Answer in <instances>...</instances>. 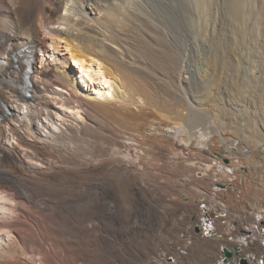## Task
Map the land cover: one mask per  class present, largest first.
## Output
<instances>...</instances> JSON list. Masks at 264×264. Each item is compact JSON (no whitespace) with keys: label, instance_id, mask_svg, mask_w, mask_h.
<instances>
[{"label":"bare ground","instance_id":"1","mask_svg":"<svg viewBox=\"0 0 264 264\" xmlns=\"http://www.w3.org/2000/svg\"><path fill=\"white\" fill-rule=\"evenodd\" d=\"M259 21L264 0H0V264H143L128 259V237L141 234L131 209L156 195L162 175L199 169L181 188L208 190L210 167L197 169L193 156L209 155L213 141L230 153L234 142L264 144ZM61 42L64 56L49 51ZM23 47L34 57L26 98L14 62ZM43 116L58 130L45 131ZM232 159L228 179L241 168ZM255 173L250 184L261 190ZM254 208L239 212L240 226L258 231L264 206Z\"/></svg>","mask_w":264,"mask_h":264},{"label":"rangeland","instance_id":"2","mask_svg":"<svg viewBox=\"0 0 264 264\" xmlns=\"http://www.w3.org/2000/svg\"><path fill=\"white\" fill-rule=\"evenodd\" d=\"M259 22L257 24H260L259 25L260 27H256L257 29L259 28L258 30L256 29V31L258 34H260V36L256 34V38L254 39L255 41H253L254 43L253 46L257 45L255 46L256 47L255 51L258 52L260 55L257 54L255 58L259 60L258 62L260 64L258 65L260 67L262 66V69L264 72V66H263L264 65V58H263L264 57V49H263L264 47L262 46V40H263L262 37H264L263 35L264 34V26H263L264 22L263 21H261L260 23ZM45 34H44L45 36L49 37V34L47 33ZM227 43H224V44H227L228 46L226 50L230 51L229 49L230 46L232 48L235 46V44L233 45L232 43L230 44L229 42ZM48 48L50 52H54L58 56H64L66 54V51L63 46V42H61L58 47L59 51L53 49L52 45H49ZM259 48H260V51H257V49L259 50ZM41 54L42 53H37V59L40 58ZM46 56L48 57V55L42 56V60ZM259 56L262 58H260ZM36 65L39 66V62H36ZM71 66H73L72 63H71ZM232 66H233L231 67L232 70L235 71L237 69L236 68L237 66L234 63H232ZM263 72H262L263 76L258 80V82L260 83L257 82V91L259 93V96L262 95L261 97L264 99V87L262 88V86H264L263 85L264 84L263 82L264 73ZM259 90L263 92H260ZM60 91L63 94H67V92L64 89L62 90L60 89ZM208 102H207L208 106H211L213 104L211 103L213 101L210 102L208 100ZM260 102H263V103H261V105L259 106ZM263 104H264V101L262 100L257 103L258 113L259 114L261 113V116H259V122L261 121L264 122L263 121L264 120V112H263L264 109H262ZM55 108L61 111L68 112L70 114L74 112V109L66 108L60 105L59 103L55 104ZM209 108L210 107H208V109ZM211 108L214 109L215 106L212 105ZM211 108L209 110H212ZM12 109L14 111L16 110L15 107H13ZM80 115L78 116V118H81ZM195 120L199 122H204L198 116L195 118ZM206 122L209 125L212 124L211 126L214 125L213 122H208V121ZM41 123L45 124L48 127L47 129H45V131H48V129L53 130V131L58 130L57 126L59 125V123L56 122L57 123L56 124L54 122V118L50 119V117L47 118L46 116H43L41 117ZM7 141L9 143L15 142L14 138H9ZM257 142L262 143L263 141L257 139ZM82 145L83 146L85 145L84 147H87V142H83ZM230 145L232 149L234 150V152L230 153V150L228 149L229 145L226 146L225 144L221 142L213 141L212 142L213 151L209 155L202 156V157L193 156V159L195 161L192 160V163L197 169L202 166L210 167L209 169L211 170L209 174L210 178H207V181H206L207 188H209L208 190H203V191L199 190L197 192L191 193L188 190H184L183 188H181L182 184H184L185 181H191L192 179H194L193 181H196V179L200 177V173L198 172L199 171L198 169L195 171V173H188L185 175H180L179 176L180 179H177V180L171 177H168L166 175H162L159 179V183L157 182L158 183L157 186L158 185L159 186H158V192L156 193V195L152 194L151 198H149L150 196L149 194L147 193L144 194L143 199H142L143 202L141 203V205H138L136 208L131 209L133 210L132 214L134 217L132 218L136 221V223L140 224L142 227L140 226L141 234L140 236H138V238H136L135 233H133L132 234L133 236L131 235L127 239L128 244L133 249V253H134V254L131 253L130 256H128L129 260L141 261L143 262V264H146V262H151L153 264H205L204 262H207V264H215V262L217 261L220 262L221 258L223 257L221 246L226 245V244H232L233 241L237 239V237L239 238L241 236L243 237L245 236L247 227H245L246 226L245 223H242V225L240 226L241 220L239 219L243 215L240 213L241 214L240 216L239 212L242 211L244 214L245 212L246 213L249 212L251 214L252 212H254V209H255L254 207L257 206V204L260 205V207L264 206V190H263L264 188L259 190L260 187H262V185L256 186V184L255 185L250 184L252 183L251 182L252 181L251 177H253L252 174H254L255 172H256L255 174L261 175L264 181V171L261 170L262 172L260 171L258 173V170L254 168L257 165L255 166L252 165V164H256L257 162H259L260 159L262 158L263 160H261V163L263 161L262 165L264 167V158L260 157L263 155L262 154L263 150L261 149L264 146V144H262L261 146L260 144L259 145L257 144V146L254 145L252 147L251 143L249 144V142L244 141L242 143L234 142L233 144H230ZM236 152H239L238 156L236 155ZM259 152L262 155H259ZM233 156H237V158H233V159L235 161L239 159V162L238 161L237 162L239 163V166L241 165L240 166L241 168H239L237 171L235 170L236 174H234L233 177H229V179H231L229 180L227 176L228 175L227 172L229 174H231V172L229 171L230 170L229 168H228L229 170L227 169V164L229 163L230 159H232ZM250 158L251 160H249ZM245 162L247 163V165H248V162H250L249 163L251 164L250 167L248 165V167L245 168V164H246ZM33 163L39 167L44 166L39 161H33ZM219 165L221 166L219 167ZM221 167L223 168L225 167L226 171L220 170ZM245 174L247 177L245 176ZM235 175H237V178ZM243 179H246V180H243ZM225 181L226 182L235 181L242 188H239L240 191L237 190L235 191V193L234 192L232 193L231 190L229 192V190L227 189L226 191H224V185H226ZM240 181H245V183L244 182L241 183ZM248 184H249L248 186L249 188L245 191ZM199 185H202V184L199 182ZM228 186H230V184H228ZM252 186H254L253 188L255 187L258 188L259 191L258 190L256 191V189L254 190ZM146 188L149 189V186L146 185ZM241 190H244V191L241 192ZM238 191L241 193H239ZM164 195H165V199H164ZM254 197H257L259 199L254 198ZM9 203L11 204L12 201ZM190 203H192L193 205H191ZM189 207H191L192 211ZM229 212L231 214H236L234 217L235 221L231 220L232 216ZM3 216L9 218V217H14L15 215L12 209H6L5 214ZM261 221H264V219H261ZM261 221L259 222V224L261 226H264L263 222ZM243 224H245V226H243ZM259 231L261 235L260 233H258ZM253 235H255V238L257 239L264 238L260 229H258V231L255 230ZM0 236H2L1 231H0ZM5 239L9 240V237L6 238L5 236ZM211 241L215 242V244L212 245ZM149 245L151 246L152 250L149 249L150 247ZM206 250L208 251L209 254L207 253ZM210 251H213L212 253H214L215 251L216 253V254L214 253V255H216V259L214 262L210 261V255H211Z\"/></svg>","mask_w":264,"mask_h":264},{"label":"crops","instance_id":"3","mask_svg":"<svg viewBox=\"0 0 264 264\" xmlns=\"http://www.w3.org/2000/svg\"><path fill=\"white\" fill-rule=\"evenodd\" d=\"M243 226H245V224H243ZM240 230H241V228H240ZM233 243L232 244H226L223 246H226L228 249H232L234 246H239L241 248L239 253L249 258V264H257V257L260 256L262 251L264 252L263 239H259V238L257 239V238H255V235H249V236L245 235L244 237L241 236L239 238L237 237V239H235L233 241ZM210 252H211L210 254H212V255H210V261L214 262L216 259L215 258L216 255H214L215 251H214V253H212L213 251H210ZM212 256H214V257H212ZM215 264H216V262H215Z\"/></svg>","mask_w":264,"mask_h":264},{"label":"water","instance_id":"4","mask_svg":"<svg viewBox=\"0 0 264 264\" xmlns=\"http://www.w3.org/2000/svg\"><path fill=\"white\" fill-rule=\"evenodd\" d=\"M240 250L241 248L239 246H234L232 249L223 246L221 248L223 257L220 262L225 264H248V259L242 255L240 256Z\"/></svg>","mask_w":264,"mask_h":264},{"label":"flooded vegetation","instance_id":"5","mask_svg":"<svg viewBox=\"0 0 264 264\" xmlns=\"http://www.w3.org/2000/svg\"><path fill=\"white\" fill-rule=\"evenodd\" d=\"M264 219V218H263ZM261 222H263V224H264V221H261ZM254 228V227H253ZM253 228H250V230L248 229V230H246L247 232H250V233H254L253 232V230H255V228L253 229ZM261 230L263 231L262 232V234L264 235V227H262L261 228ZM264 241V240H263ZM264 243V242H263ZM242 254H240V256H241ZM242 256H244V255H242ZM238 257V256H237ZM262 261L264 262V252L263 253H261L260 254V256L259 257H257V262L258 263H262ZM221 263V262H220ZM221 264H225V263H221ZM248 264H249V261H248Z\"/></svg>","mask_w":264,"mask_h":264}]
</instances>
